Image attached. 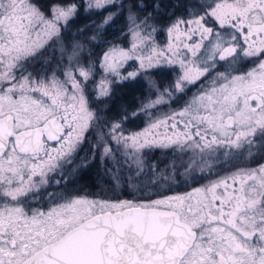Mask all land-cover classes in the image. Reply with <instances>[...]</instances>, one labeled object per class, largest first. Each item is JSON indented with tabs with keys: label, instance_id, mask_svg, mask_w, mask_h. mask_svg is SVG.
I'll use <instances>...</instances> for the list:
<instances>
[{
	"label": "snow or ice",
	"instance_id": "1",
	"mask_svg": "<svg viewBox=\"0 0 264 264\" xmlns=\"http://www.w3.org/2000/svg\"><path fill=\"white\" fill-rule=\"evenodd\" d=\"M0 264H264V0H0Z\"/></svg>",
	"mask_w": 264,
	"mask_h": 264
}]
</instances>
